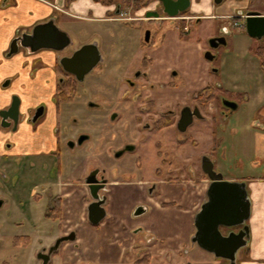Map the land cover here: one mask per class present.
Segmentation results:
<instances>
[{"label": "rangeland", "instance_id": "374dc122", "mask_svg": "<svg viewBox=\"0 0 264 264\" xmlns=\"http://www.w3.org/2000/svg\"><path fill=\"white\" fill-rule=\"evenodd\" d=\"M246 10H254L264 15V0H223L221 4H215V0H192L189 14L197 17L194 20L187 17L188 21H184L186 29L181 30L179 29L181 20H177L178 23L170 20L159 22L137 20L135 22V18H140L142 13H138L139 16L136 17L130 7H123V13L119 15V18L125 19L124 22L129 23L121 25V30L120 28H115V31L103 28L101 31L106 37L108 48L105 47V43L99 35L92 34L90 36L87 33L85 36L79 35L77 30L66 27V30L73 35L71 40L75 47L96 41L104 60L91 71L82 84L83 95H87V89L84 86L89 81L90 89L97 93L95 99H98L103 105L101 110H86V115H93L86 119V125L88 124L86 131L94 137L83 146H76L70 150L65 144L61 149V165L66 168L68 180L75 184L80 183L79 181H85L90 171L99 170L103 172L106 180L150 182L155 177L158 168L169 174L177 167L178 157L185 159L188 156L189 148L186 152L181 148L187 137L204 140L201 142L203 150H206L211 145L209 137L212 135L218 136L219 146L214 148L210 157L217 160L221 164V168L230 171L226 173L227 175L249 174L254 170V174H261L259 167L264 163V139L261 140L262 136L264 137V65H261V56L258 53L253 54L252 51H248L255 46L245 29L235 26V23L242 25L244 22L240 19H229L235 14H239L240 11L245 13ZM199 18H201L200 21ZM61 20L60 23H63ZM223 29L229 31L230 46L220 50L221 58L215 64L219 69L217 79L221 85L217 90H220L219 97L223 96L220 98V104L225 97L233 98L240 104L238 110L225 117L215 113L219 117V122L212 128L209 122L205 121L204 123L195 122L186 134L176 131L175 127L166 128V131L165 129L154 131V127L157 126V120L152 119L154 114L160 118L161 114L167 112L165 110L169 108L168 104H171L172 108L182 106L187 95H191V92L199 90L207 84L209 77L207 65L202 61L197 62L201 60L197 53L201 48H207L210 39L220 35ZM147 32L151 33L150 47L153 49L152 51L157 48L154 61L150 58L144 60L145 50H143L141 41L145 40ZM170 35L172 39L169 38ZM159 47L162 53L158 51ZM164 47L169 49L165 50ZM152 51L147 53L150 54ZM185 52L186 54H184ZM107 55L108 59L114 57L119 60H109L106 75L102 70L107 63ZM161 56L164 58L162 62ZM190 56L192 57L190 58ZM153 64L155 66L151 67L150 65ZM164 65L188 69L196 66L197 75L191 77L192 80L188 87L183 86L178 90L168 91L166 87H163L165 83H156L154 90L147 92L146 86L150 79L154 82L157 80L155 79L157 76L161 82L169 81L170 71ZM117 66L119 69L116 72ZM146 67H151V78L147 76L140 79L137 75L143 71L147 72ZM134 73L135 88H129L122 78L134 77ZM174 80L181 84L180 76L174 77ZM128 90L131 98L135 97V100L138 98L135 105L126 106V104H130V99H124L122 96ZM103 91L109 96L111 104H107L101 95ZM115 102L120 105L117 107ZM122 104L125 106L121 107ZM138 104L157 105L152 109L150 105H147L146 110L141 112L140 109L135 111V106ZM81 111L82 108L77 112L74 110L72 113L77 115ZM112 111H117L119 118L115 121L108 118L106 121L103 117L106 114L110 115ZM96 112H99L98 115L103 117L94 115ZM128 112L139 113L140 117L144 116V118L138 120L139 123L136 119L135 124H132L133 120ZM130 117L131 120H129ZM169 134H173L172 140L174 139L175 142L171 141ZM188 138L187 140L190 141ZM179 142L181 143L178 146ZM130 143L135 144L136 150L125 152L121 157H117V154ZM198 151L201 153V150ZM47 161L51 168L54 164L51 160ZM1 163L10 165L11 168L5 169L0 165V196L3 195L7 199H12L11 201L20 203L23 211L30 208L32 212L36 211V213L45 211L41 200H39L38 209V206L34 205L36 193L34 190L43 180V175L39 172L38 174L32 173L29 170L36 171L37 169L34 167H39V165L31 160L26 161L25 164L13 160L1 161ZM165 163L167 166L164 165ZM166 178L168 175L164 176V179ZM257 194V199L253 194L250 197L252 200V215L248 221L250 225L257 221V217L259 218L255 203L260 202L261 194ZM41 229L46 234H52L57 230V227L52 222H48ZM49 239L52 241V238ZM6 246L9 245L6 243ZM240 252H238L239 256ZM6 254L7 250L1 251L0 260H3ZM218 260L223 264H229L227 260Z\"/></svg>", "mask_w": 264, "mask_h": 264}, {"label": "flooded vegetation", "instance_id": "af4514ba", "mask_svg": "<svg viewBox=\"0 0 264 264\" xmlns=\"http://www.w3.org/2000/svg\"><path fill=\"white\" fill-rule=\"evenodd\" d=\"M97 1L102 2L103 4L112 8V10L109 12V18L114 19L116 23H114V25L113 24L110 25L114 26V28H120V30L122 29L121 25L129 23V22H124L125 19L119 18V15L123 13L122 12L123 7H130L135 12L136 17L139 16L138 13H142L140 18L138 19L135 18V22H137V20L144 22H157V21L159 22L163 20H170L173 21L174 23H178L176 21L181 20L182 22H179L180 23L179 29L181 30L186 29V24L184 23V21L186 20L188 21L189 17L193 18V20L195 19V17H197L189 14V9H190L189 8L187 11L181 13L177 18H170L166 13H164V7L162 5V2H160L159 0H155L153 2H149V0H97ZM8 2H9L8 0H2L1 7H5L6 5H8ZM139 3H144V5L137 6ZM191 4H192V0H191ZM53 7L55 8V10H59L63 14H65V12H63L64 10L62 11L58 6H53ZM250 12H256V11L246 10L245 13L243 11H240L239 14H235L229 19L242 20L244 24L240 25L238 23H235V26L242 27L246 31L245 21L247 18V14ZM154 14H158L159 16L156 17L154 16ZM62 17L64 16L59 14L58 16V18H60L59 20H57L56 18H50L48 20L40 22L31 30L18 34L12 40L9 49L5 54V57L9 59L13 57L15 54H17L18 51L21 50L23 51L26 50L28 54H39L44 52H50L51 54L55 55L54 69H55V73L57 74V80L54 88V93L51 98V105L54 109V115H50L48 104L46 103L38 104L36 107L29 108L26 112H22L21 111L22 104L20 103V100L17 96H13L11 104L7 108L0 111V134L2 133L5 135L7 134L16 135L17 133L20 132V127L24 123L33 134L40 133L39 135L40 137L45 136L46 139L48 138L46 144H44L45 149L43 148V150L40 149L41 145L40 142H38V143H34V145L31 144L30 150L23 151L22 149H19L17 147V143L10 138L6 139L3 142V145L0 146V165L5 169H8L9 167L11 168V166L2 164L1 161L13 160L15 162L18 161L22 164H25L26 161L31 160V161H35L39 165V167H34V169H37L36 171H33L31 169L29 170L32 173L35 172L38 174L39 172V174L43 175V180H41L39 185L35 187L36 189L34 190V192L36 193L35 195L33 193V195L35 201L34 205L38 206L37 209L40 206L39 200L42 201V204L45 208V211L39 213H36V211L32 212L30 210L31 208L23 211L22 205L20 203L11 201L12 199H7L3 195L0 196V230H1L0 252L7 250V254L4 256L5 258L3 260H0V264H59L57 257L60 255L63 246L68 243L74 244V242L76 241L75 232L64 234L61 231V222L63 216L62 215L63 197L60 194L56 193V187H55L59 175L61 173L63 174L66 171V168H63V166L61 165V160H60L62 156L61 149L65 144L67 145L68 149L71 150L74 149L76 146H83L85 143L91 141L94 135L86 131L88 126V124L86 125V121H87L86 119L91 118L93 115H86V110L87 109L93 111L101 110L103 109V105L101 102H99L98 99H95L97 93L93 92L90 89L88 84L89 81L84 86L87 89V95L86 96L83 95L82 84H84L86 77L91 73V71L88 74H86L82 79H79L76 74L65 69V67L62 64V61L65 59L72 58L79 50H81L83 47L87 45H94L95 47H97L99 51L100 61L96 66H98L102 61L104 62V60L102 59L99 44L96 41H92L84 45H80L79 47L74 46V43L71 40V37L73 38V36L69 33V31L63 29L60 25L61 24L60 20L62 19ZM69 20H70L69 23L77 22L79 25L85 23L75 19H69ZM200 20L201 18H199V21ZM38 28L40 29L39 31L41 34L36 38L34 34H35V30ZM50 29H52V31ZM222 31L223 32L220 35L210 39L209 43L207 44V48L205 49L201 48L198 52L199 54L197 53L198 56L200 55V59H201L198 60L197 62L202 61L207 65L208 76H209L207 78L208 79L207 84L203 85L199 90L191 92L190 93L191 95H187L185 97V101L183 102L182 106L177 108H172L171 104H168L170 106L167 110H165L167 112L164 113L165 115L160 113L161 114L160 118L156 114L154 115L149 114V115H153L152 119L157 120V126L154 127L155 128L153 129L154 131L157 130L160 131L162 129H165L166 131V128L175 127L176 131L180 132L181 134H186L189 131V129L195 124V122L204 123L205 121H208L210 127L212 128L217 125V122H219L218 120L219 117L216 116L215 113H218L217 115L225 117L227 116V114L238 110L240 104L233 98L225 97L224 99H222V104H220L221 102L220 98L223 96L219 97L220 90H217L221 87V85L219 84L217 79V74L219 73V69L215 66V64L218 62L219 58H221L220 50L222 48L226 49L230 46L228 40L229 31L227 29H223ZM81 32H83L84 34L87 33L90 36H92V33H90L91 31L88 30L87 27L82 29ZM97 35L101 37L102 41L105 43V47L108 48L106 44L107 43L106 37L104 36V34L100 32ZM248 36L250 37V39L252 40L255 46L254 48L249 47L250 49H248V51L249 52L252 51L253 54L258 53L261 56L260 57L261 65H264V36L251 37L249 34ZM150 39H151V33L147 32L145 40L141 41V45H143L144 48L143 50H145L143 53L145 57L144 60L146 58L147 59L150 58L152 61H154L155 56L157 54V48L156 50L152 51L153 49L150 47ZM161 44L163 45V41ZM159 49L160 47L158 48V51L160 52L161 49L160 50ZM67 50L69 51L66 52ZM148 51H152V52L149 54L147 53ZM90 56L91 54H89V57ZM191 57L192 56H190V58ZM111 59L119 60L118 58H114V57H112ZM111 59H108V55H107V63L105 64V67L102 70L103 74L107 75L109 60L111 61ZM163 59L164 58L161 56V62L163 61ZM36 64H41L45 68V64H43L41 60L39 62L36 61ZM150 66L151 67L155 66V64ZM164 66L168 67L167 70L170 71L169 81L161 82V80L158 79V77L156 76L155 79L157 80L153 82L150 79V81L148 82V85L146 86L147 92H152L155 88L156 83H165V86L163 87H166L168 91L178 90L179 88H183V86L188 87L189 82L192 80L191 77L197 75L195 69L196 66L194 68L192 67L189 69L182 68V70L180 71L179 69L181 68L173 67L170 65H164ZM151 67H146L148 71L147 72L143 71L142 73H139L137 76L140 77V79L147 76L148 78H151L150 77ZM76 68H78V66H76ZM118 69L119 68L117 66L116 72L118 71ZM37 70H38L37 66L35 65L32 69L33 76L35 75ZM176 76H180L181 84L176 83V81L174 80V77ZM122 79L126 86H128L129 88H135V73H134V77L128 76ZM9 81L5 82V84L9 83ZM101 95L103 96L107 104L112 103V101L109 99V96L105 91H103ZM122 97H124V99H130V104H126V106L131 104L135 105V102L138 99L137 98L135 100V97L131 98L129 94V90L124 92V95ZM114 104H117V107L120 105L117 102H115ZM214 104L217 105L215 106ZM147 105H150L152 109L155 108L157 104H146V105L138 104V106H135L136 108L135 111L136 110L138 111L140 109L142 112V110L143 111L146 110ZM124 106L123 104L121 105V107ZM81 108L82 111L77 115H74V113H72L74 110L75 112H77ZM95 114H97V116L103 117L101 115H98L99 112L94 113V115ZM130 115L133 120L132 124H135L136 119L138 122V120L144 118V116H141L142 117L141 118L140 117L141 114L139 113L136 114V112H130L129 116ZM131 117L129 120H131ZM103 118H105L106 121H108V118L112 121H115L119 118V115L117 111H112L110 115L106 114ZM172 135L169 134V136L171 137V141L175 142L174 139L172 140ZM83 137H87V139L82 143H79L80 139ZM187 138H186V142L183 144L184 146L181 145L180 146L182 149L185 150V152L189 148L190 151L188 152V156L185 157V159L178 157V161H179L177 163L178 165L172 171L170 169L171 173L166 174L165 170L158 168L156 170L155 177L153 178L152 181L149 182L142 180L143 182H148L147 195L149 197H152L154 199L160 198L161 188L163 187L162 186L163 184H165L167 187L181 186L183 184H190V183H193L194 185L206 184L207 193H208V189L211 183L213 182L211 176H215V177L221 176L223 181L245 183L248 192V197L251 200L250 198L251 190L249 187L255 182H261L264 180V163L259 167L261 170V174H257V175L254 174L255 173L254 170L253 173L249 172V174L242 173L239 174L238 176H232L230 174L227 175L226 173L230 171L225 170V168L224 169L221 168L222 167L221 164L217 160H213L210 157L213 154L212 151L214 150V148H218L219 146L218 136L215 137L212 135L209 137L211 139V145L208 146V149L206 150H203L202 147L203 144L201 141L204 140L202 139L198 140L195 137H189L190 139L189 138L188 139L190 141H188ZM263 139L264 137L262 136L261 140ZM190 142H192V144H190ZM180 143L181 142L177 143V145L179 146ZM135 150H136L135 144L130 143L117 154V157H121L122 155L125 154V152H134ZM198 150H201L202 154ZM202 150L204 153L202 152ZM47 160L49 161L51 160L54 165L56 163L58 164L56 165V167L52 165L50 168ZM164 165L167 166L166 163ZM165 175H168V178L164 179ZM89 176L95 177L99 180V186L101 187H98V195H99L100 203L104 208V204L107 201L108 185L111 183V180H106L103 172L99 170L90 171ZM45 177L46 180L44 181ZM68 178H69L68 176L65 177V179ZM86 179L85 181H83L85 182V184H86ZM10 194H12V192H10ZM90 194H91V190H90ZM207 200H208V196L206 194L203 200V204L207 202ZM93 202H95V200L91 195V200L89 204ZM7 207L8 209H6ZM5 209L6 211H4ZM145 209L146 208H144V206H139L135 208V213H134L135 219L140 218L145 213ZM251 214H252V208H251ZM196 216H195V220H196ZM106 217H107V212L105 218L99 224L94 225L89 221V214H88V222L90 225L94 227H99L105 221ZM195 220H194L195 232L193 237L197 232L195 226ZM248 221L244 225L235 226L231 228L221 227L220 229L224 235H229L230 233L237 234L241 230H243L245 225H247L249 227V239H250V226L248 224ZM48 222H52L53 225H56L57 227V230L55 232L53 231L52 234H46L44 230L41 229V227H43V225H45V223ZM138 233H144L146 235L145 236L143 234L146 237L145 241L148 244L151 243L152 239L150 238V236H147L148 234H146V230L143 231L139 227L135 230V234ZM49 238H52V241ZM191 242L195 246L199 247L197 244L193 243L192 240ZM6 243L9 246H6ZM74 246L77 247V245ZM243 248H241L240 250H242ZM238 252L236 254L234 262L227 260L229 261V264H236ZM150 256L153 259V256L152 255Z\"/></svg>", "mask_w": 264, "mask_h": 264}, {"label": "crops", "instance_id": "0c3cea01", "mask_svg": "<svg viewBox=\"0 0 264 264\" xmlns=\"http://www.w3.org/2000/svg\"><path fill=\"white\" fill-rule=\"evenodd\" d=\"M8 1V5L1 7L0 0V111L11 104L13 96H17L22 112L46 103L50 115H54L51 98L57 80L55 55L50 52L28 54L21 50L7 59L5 54L12 40L40 22L50 18L59 20V14L64 16L61 27L65 30L66 27L73 28L80 35H86L81 32L86 27L92 34H99L103 28L115 31L110 24L114 25L116 21L109 18L112 8L97 0ZM53 6H58L65 14ZM69 19L85 23H69ZM40 60L45 68L36 64ZM35 65L38 70L33 76ZM7 81L9 83L5 84ZM39 135L33 134L23 123L16 135L1 133L0 146L10 138L23 151L30 150L31 144L38 142L43 150L48 138ZM65 177L66 172L61 173L55 184L57 193L63 197L61 231L64 234L75 232L76 241L63 246L57 257L59 264H136L144 254L153 256L151 262L144 264H223L219 258L191 242L195 216L207 194L206 184L175 187L163 184L160 198L154 199L147 195L148 182L111 180L104 204L107 217L99 227H94L88 222L89 187L85 182L75 184L64 180ZM250 189V195L253 194L255 199L257 193L261 194L260 202L255 203L259 218L249 224L250 239L247 247L240 250V256L238 253L236 264H264V180L255 182ZM139 206L146 208L145 213L135 219V208ZM139 227L146 230L151 243L145 241L144 233L135 234Z\"/></svg>", "mask_w": 264, "mask_h": 264}, {"label": "water", "instance_id": "95a60500", "mask_svg": "<svg viewBox=\"0 0 264 264\" xmlns=\"http://www.w3.org/2000/svg\"><path fill=\"white\" fill-rule=\"evenodd\" d=\"M159 1L162 2L164 13L170 18H177L191 6V0ZM222 2L223 0H215V4ZM154 16L158 17L159 15L154 14ZM245 28L251 37L264 36V16L257 12L248 13ZM39 30V28L35 30L36 38L41 34ZM50 30L52 31V29ZM89 54H91L90 57ZM99 61L100 54L97 47L87 45L72 58L63 60L62 64L66 70L82 79L93 70ZM86 139L87 137L81 138L79 143ZM211 178L213 182L208 189V200L196 216L197 232L192 241L216 257L234 262L237 252L247 246L249 227L245 225L239 233H230L229 235H224L220 228L244 225L251 216V200L248 197L245 183L223 181L221 176H211ZM86 184L95 200L88 206L89 221L96 225L106 216V211L102 207L98 195V187L101 186H99V180L91 176L87 177Z\"/></svg>", "mask_w": 264, "mask_h": 264}, {"label": "trees", "instance_id": "16d2710c", "mask_svg": "<svg viewBox=\"0 0 264 264\" xmlns=\"http://www.w3.org/2000/svg\"><path fill=\"white\" fill-rule=\"evenodd\" d=\"M155 0H149V2H153ZM144 3H139L137 6H142ZM206 96V95H204ZM152 261V257L150 255L144 254L142 257L138 258L136 264H144Z\"/></svg>", "mask_w": 264, "mask_h": 264}]
</instances>
